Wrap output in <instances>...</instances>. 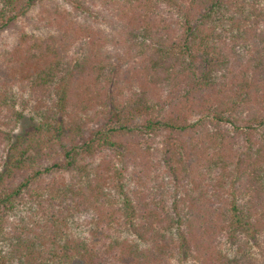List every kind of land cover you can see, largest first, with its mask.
Listing matches in <instances>:
<instances>
[{"label":"trees","instance_id":"1","mask_svg":"<svg viewBox=\"0 0 264 264\" xmlns=\"http://www.w3.org/2000/svg\"><path fill=\"white\" fill-rule=\"evenodd\" d=\"M6 37L0 264H264V0H0Z\"/></svg>","mask_w":264,"mask_h":264},{"label":"rangeland","instance_id":"2","mask_svg":"<svg viewBox=\"0 0 264 264\" xmlns=\"http://www.w3.org/2000/svg\"><path fill=\"white\" fill-rule=\"evenodd\" d=\"M0 42H1L0 43V49H1L2 47L10 46V44H12V39L9 38V37H6L5 39L1 40ZM25 113H26L25 114L26 115V119H28L31 114H28L29 112H25ZM18 130L19 129L16 128L15 132L18 131ZM180 263L181 264H186V260H182Z\"/></svg>","mask_w":264,"mask_h":264}]
</instances>
